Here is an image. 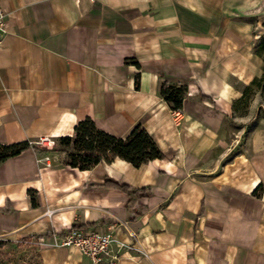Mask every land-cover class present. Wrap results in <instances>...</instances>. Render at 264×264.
<instances>
[{
    "label": "crops",
    "instance_id": "1",
    "mask_svg": "<svg viewBox=\"0 0 264 264\" xmlns=\"http://www.w3.org/2000/svg\"><path fill=\"white\" fill-rule=\"evenodd\" d=\"M259 2L0 0V145L56 144L90 118L121 139L141 125L166 156L139 168L115 158L77 171L62 167L56 145H32L0 164V240L93 224L86 229L129 245L117 264H264V220L251 211L217 214L223 193L264 183V116L248 120L232 106L242 97L232 82L247 85L260 75L254 28L235 20ZM164 82L187 87L181 111L160 97ZM232 114L239 134L230 133ZM105 178L149 186L153 196L131 200L95 189ZM38 255L40 264L89 263L72 247Z\"/></svg>",
    "mask_w": 264,
    "mask_h": 264
},
{
    "label": "trees",
    "instance_id": "2",
    "mask_svg": "<svg viewBox=\"0 0 264 264\" xmlns=\"http://www.w3.org/2000/svg\"><path fill=\"white\" fill-rule=\"evenodd\" d=\"M256 80L252 81L255 84ZM136 88L139 84V76L135 77ZM188 89L184 85H173L164 82L159 87V95L168 105L171 111H181ZM244 96L237 100L239 102ZM200 100L207 99L200 94ZM234 102V110L235 103ZM33 146L27 142H18L9 145H0V164L5 160L17 156L22 151ZM56 151L62 156V167L75 169L77 171H89L99 162L110 163L113 159H120L134 168H139L153 160H165L166 156L158 148L156 142L141 125H136L123 139L115 138L97 129L90 118L78 121L72 128L70 136H62L56 139ZM55 150V149H53ZM95 189L100 191L116 190L130 197L131 200L148 199L153 196L149 186L133 188L129 185L119 183L111 178H105L101 184H95ZM31 206L35 205L34 195L27 191ZM250 197L260 200L264 197V183H258L250 193ZM203 213V203L197 217ZM93 227V224L78 226L72 225V229H86ZM63 232V231H62ZM61 232V233H62ZM25 237L23 239H30ZM37 239V238H34ZM22 242V241H20ZM15 245L8 241L0 240V256L2 249L14 248ZM40 264V262H39Z\"/></svg>",
    "mask_w": 264,
    "mask_h": 264
},
{
    "label": "rangeland",
    "instance_id": "3",
    "mask_svg": "<svg viewBox=\"0 0 264 264\" xmlns=\"http://www.w3.org/2000/svg\"><path fill=\"white\" fill-rule=\"evenodd\" d=\"M235 20H241L243 23L249 24L254 28L252 34L254 38V46L252 49V53L258 58L257 62L260 75L253 79L256 80L255 84H252L253 80L247 85H243L238 81L232 82L234 89L240 91L241 93H244L243 98L239 102L234 101L236 102L235 110L238 114L242 115L244 118L247 117L248 120H250L251 116L253 117V113L258 115V117L264 116V0H260L259 4L256 7L254 6V8H250V10L245 13L243 18H236ZM234 102L232 106H234ZM227 122L230 128V133L232 135H234L235 133L239 134V130L240 127H242V123H238L239 121H234L233 114L232 118ZM249 124H244L246 128L242 131L243 134L241 135L240 141L241 145L239 146L240 152H242L244 146V139L245 137H247L246 131L247 126H249ZM250 193L251 191L248 192L246 191V189H242L241 192L228 191L226 193H223L220 199L225 202L226 206L222 207V210H219L217 214L223 217H227L228 215H230V213L235 214L236 212V215H238L239 212H241V217H247L248 214L246 213L248 211H251L252 218L258 216L260 219L264 220V197L258 200V202H256L252 200L253 198L251 199ZM235 201H242L243 204L241 206L243 207L241 209H235L233 205V202ZM255 206L257 207L255 208ZM263 222L264 221H262L259 227L260 235H264ZM221 227L227 228L230 226L222 225ZM35 240L36 239L34 238H30L28 240L21 238L16 241L10 242L15 245V247L11 249H2V256H0V264H39L40 261L38 250L40 248L33 244Z\"/></svg>",
    "mask_w": 264,
    "mask_h": 264
},
{
    "label": "built area",
    "instance_id": "4",
    "mask_svg": "<svg viewBox=\"0 0 264 264\" xmlns=\"http://www.w3.org/2000/svg\"><path fill=\"white\" fill-rule=\"evenodd\" d=\"M4 17V13L0 10V42L4 33ZM32 145L40 150L50 151L56 144L49 138H39ZM48 160L46 156L41 159L46 165ZM129 236L134 238L135 233L129 231ZM33 244L39 248H75L88 260V264H117L120 250L129 248L128 244L115 240L108 231L71 227L66 228L62 233L48 232L46 237L37 238Z\"/></svg>",
    "mask_w": 264,
    "mask_h": 264
}]
</instances>
